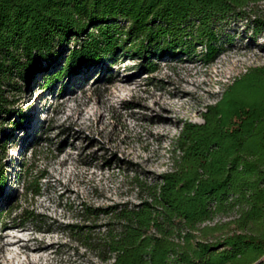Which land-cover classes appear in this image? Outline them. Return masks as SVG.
I'll return each instance as SVG.
<instances>
[{"label": "trees", "instance_id": "obj_1", "mask_svg": "<svg viewBox=\"0 0 264 264\" xmlns=\"http://www.w3.org/2000/svg\"><path fill=\"white\" fill-rule=\"evenodd\" d=\"M261 2L0 0V118L10 113L14 77L47 73L48 86L113 65L128 51L161 61L195 56L200 47L210 64L222 51V24L264 30ZM66 50L63 66L48 77ZM202 119L186 123L173 141L169 171L151 183L135 178L138 203L103 210L112 222L100 236L66 227L73 240L108 264H264V67L234 78ZM6 182L0 166V196ZM218 216L225 221L205 225Z\"/></svg>", "mask_w": 264, "mask_h": 264}, {"label": "rangeland", "instance_id": "obj_2", "mask_svg": "<svg viewBox=\"0 0 264 264\" xmlns=\"http://www.w3.org/2000/svg\"><path fill=\"white\" fill-rule=\"evenodd\" d=\"M257 11L264 16V2ZM218 30L222 51L210 64L202 61L200 47L195 56L161 61L128 51L113 65L48 86L47 73L11 80L10 113L0 118V166L7 181L0 196L3 264L25 261L22 256L10 262L18 248L8 245L17 239L30 247L43 244L36 264H108L74 241L66 227L103 234L112 222L103 210L139 202L135 178L151 183L170 170L172 143L184 125L202 124L206 106L234 78L264 67V30L254 34L236 20ZM151 64L156 70L148 74ZM222 221L218 216L205 225Z\"/></svg>", "mask_w": 264, "mask_h": 264}, {"label": "bare ground", "instance_id": "obj_3", "mask_svg": "<svg viewBox=\"0 0 264 264\" xmlns=\"http://www.w3.org/2000/svg\"><path fill=\"white\" fill-rule=\"evenodd\" d=\"M8 247L12 248H18L17 251L13 252L11 251L10 254L12 256L10 262H13L17 258H21L22 256H25L26 259L24 262H20L19 264H36V262H39L42 260V257H35L36 255L40 254L38 252H43L44 249L43 244H38L33 247H30L29 245H22L21 240L17 239L14 242L10 243ZM13 250V249H12ZM13 253V254H12ZM23 258V257H22ZM0 264H3L2 259H0Z\"/></svg>", "mask_w": 264, "mask_h": 264}, {"label": "built area", "instance_id": "obj_4", "mask_svg": "<svg viewBox=\"0 0 264 264\" xmlns=\"http://www.w3.org/2000/svg\"><path fill=\"white\" fill-rule=\"evenodd\" d=\"M261 260L264 261V255H263V257L261 258Z\"/></svg>", "mask_w": 264, "mask_h": 264}, {"label": "water", "instance_id": "obj_5", "mask_svg": "<svg viewBox=\"0 0 264 264\" xmlns=\"http://www.w3.org/2000/svg\"><path fill=\"white\" fill-rule=\"evenodd\" d=\"M257 264V263H256Z\"/></svg>", "mask_w": 264, "mask_h": 264}]
</instances>
